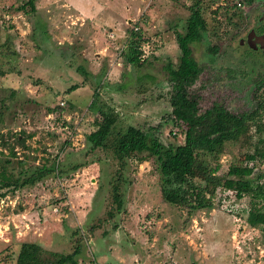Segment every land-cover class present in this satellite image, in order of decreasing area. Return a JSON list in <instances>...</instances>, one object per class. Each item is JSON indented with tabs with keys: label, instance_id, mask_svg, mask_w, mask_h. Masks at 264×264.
Masks as SVG:
<instances>
[{
	"label": "rangeland",
	"instance_id": "obj_1",
	"mask_svg": "<svg viewBox=\"0 0 264 264\" xmlns=\"http://www.w3.org/2000/svg\"><path fill=\"white\" fill-rule=\"evenodd\" d=\"M26 1L0 0V166L19 181L42 167L52 172L0 190V264H14L23 242L46 258L76 250L78 264H264V234L243 218L248 195L218 188L212 209L168 205L153 158L119 163L85 142L105 122L87 110L93 93L117 129L151 127L171 145L183 140L184 128L169 122L181 96L196 101L199 113L214 104L232 114L264 106V85L255 88L264 49L246 45L248 34L264 31V0H200L206 31L190 50L202 72L183 92L165 81L163 67L177 65L175 36L197 0H32L33 10H17ZM135 27L143 62L129 70L121 53ZM257 113L264 125V109ZM247 136L254 142L252 127L225 145L215 177L243 161ZM262 172L264 164L250 177ZM255 182L264 187V179Z\"/></svg>",
	"mask_w": 264,
	"mask_h": 264
},
{
	"label": "trees",
	"instance_id": "obj_2",
	"mask_svg": "<svg viewBox=\"0 0 264 264\" xmlns=\"http://www.w3.org/2000/svg\"><path fill=\"white\" fill-rule=\"evenodd\" d=\"M244 1L247 4L251 2ZM27 6L33 10L32 0H27L17 10L26 12ZM188 10L189 15L185 20L183 33L175 36L179 51L178 63L175 67L171 64L163 67L165 81L182 92L191 87L202 72V67L191 56L190 46L199 43L206 31L200 0L195 1ZM212 13L215 14L216 11ZM137 32L134 30L130 32L129 39L124 45L125 50L121 53L123 62L129 70L140 68L143 62L140 50L142 41ZM258 32L264 31L259 28ZM208 51L212 56L214 50L210 48ZM10 55L13 56L14 52L11 51ZM259 78V81L255 82L256 89L264 85V76ZM82 88L83 84L71 88L73 92H69V95L79 94ZM12 95L14 92L10 91L9 97ZM263 109L264 106L259 103L252 112L232 114L223 106L214 104L199 113L196 101L181 96L171 104L169 122L184 128L183 140L180 145H171L164 144L159 131L157 136L151 127L146 130L132 126L117 129L115 116L110 110H103L97 105V95L93 93L87 110L97 113L105 122L96 123L94 130L85 136V142L91 150L110 151L112 157L119 163L131 156L153 158L159 174L160 195L168 205L190 212L212 209V201L218 188L232 191L237 199L248 195L250 197L248 209L242 211L244 222L250 228L264 234V187L254 185L255 181L264 179V172L250 177L254 174L256 166L264 164V125H261L259 115L257 116V112ZM64 127L67 128V125ZM250 127L255 133L254 142L253 136H247L250 152L243 156V161L231 162L223 177H215L225 145L245 137ZM19 136H15L14 141L23 145L24 141ZM8 150L13 155V147ZM4 167L0 166V190L33 185L52 172L42 167L19 181L12 180ZM197 171L201 176H197ZM113 202L119 209L118 195L114 196ZM75 254L76 250L66 255L48 253L49 258H46L37 244L23 242L19 244L14 264H78L74 259Z\"/></svg>",
	"mask_w": 264,
	"mask_h": 264
},
{
	"label": "flooded vegetation",
	"instance_id": "obj_3",
	"mask_svg": "<svg viewBox=\"0 0 264 264\" xmlns=\"http://www.w3.org/2000/svg\"><path fill=\"white\" fill-rule=\"evenodd\" d=\"M248 41L249 44L247 43L246 45H250L248 47L255 48V46H260L264 49V33H258L256 35L254 34H248ZM252 42V43H251Z\"/></svg>",
	"mask_w": 264,
	"mask_h": 264
},
{
	"label": "built area",
	"instance_id": "obj_4",
	"mask_svg": "<svg viewBox=\"0 0 264 264\" xmlns=\"http://www.w3.org/2000/svg\"><path fill=\"white\" fill-rule=\"evenodd\" d=\"M134 31H138V28H133ZM65 130L67 129L66 127L64 128Z\"/></svg>",
	"mask_w": 264,
	"mask_h": 264
},
{
	"label": "crops",
	"instance_id": "obj_5",
	"mask_svg": "<svg viewBox=\"0 0 264 264\" xmlns=\"http://www.w3.org/2000/svg\"><path fill=\"white\" fill-rule=\"evenodd\" d=\"M100 117V116H99Z\"/></svg>",
	"mask_w": 264,
	"mask_h": 264
}]
</instances>
